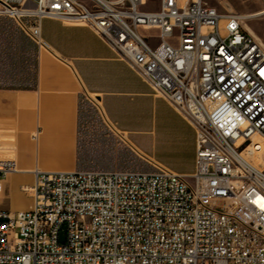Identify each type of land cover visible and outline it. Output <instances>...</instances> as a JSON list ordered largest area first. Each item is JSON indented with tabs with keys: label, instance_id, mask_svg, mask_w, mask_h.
Wrapping results in <instances>:
<instances>
[{
	"label": "built area",
	"instance_id": "built-area-1",
	"mask_svg": "<svg viewBox=\"0 0 264 264\" xmlns=\"http://www.w3.org/2000/svg\"><path fill=\"white\" fill-rule=\"evenodd\" d=\"M0 16L38 50H49L43 18L90 28L197 134L188 176L154 162L34 169L21 186L31 207L0 209V264H264V46L237 14L204 0H0ZM190 26L196 53L182 40ZM17 170L0 155V189Z\"/></svg>",
	"mask_w": 264,
	"mask_h": 264
},
{
	"label": "crops",
	"instance_id": "crops-1",
	"mask_svg": "<svg viewBox=\"0 0 264 264\" xmlns=\"http://www.w3.org/2000/svg\"><path fill=\"white\" fill-rule=\"evenodd\" d=\"M41 36L49 50L36 46V78L33 40L15 22L0 38V120L3 129L9 121L14 128L10 152L0 155L13 157L18 168L2 181L0 199L10 202H0V209L31 207L21 186L33 183L36 168L86 169L79 152L83 96L96 98L107 124L140 159L185 176L195 171L194 126L101 37L86 26L54 18L41 20Z\"/></svg>",
	"mask_w": 264,
	"mask_h": 264
},
{
	"label": "rangeland",
	"instance_id": "rangeland-1",
	"mask_svg": "<svg viewBox=\"0 0 264 264\" xmlns=\"http://www.w3.org/2000/svg\"><path fill=\"white\" fill-rule=\"evenodd\" d=\"M207 4L214 6L222 14L232 11L235 14H252L264 7L260 0H204ZM4 26H10L14 20L7 16H0ZM243 28L248 24L261 38L264 46V14L241 19ZM175 45V43H172ZM3 129L0 120V153L10 152V144L13 133L12 121H9ZM3 137L6 147L3 148ZM3 149L5 151H3ZM79 152L83 160V168L86 169H143L150 170V165L140 159L125 138L112 126L107 124L103 113L94 96L82 97L79 117ZM6 193L10 194V186ZM24 199L28 197L18 191ZM2 203H9L5 199ZM11 210L10 205L6 208ZM59 240H64V232H59Z\"/></svg>",
	"mask_w": 264,
	"mask_h": 264
},
{
	"label": "bare ground",
	"instance_id": "bare-ground-1",
	"mask_svg": "<svg viewBox=\"0 0 264 264\" xmlns=\"http://www.w3.org/2000/svg\"><path fill=\"white\" fill-rule=\"evenodd\" d=\"M263 14H264V7L252 14H245V13L237 14V17L241 21V19H247L252 16H258ZM139 18H146V11H139ZM244 29L248 31L258 43L260 44L263 43L261 41V38L255 33V31L248 24H245ZM199 39H200V30L198 26L186 27L184 32H182V40L184 41L185 48H187V52L189 53H196V48L199 45ZM166 50H175V45H173L172 43H166ZM227 122H228V115L216 114V123H227ZM256 162L264 164V156L262 155L259 156Z\"/></svg>",
	"mask_w": 264,
	"mask_h": 264
},
{
	"label": "trees",
	"instance_id": "trees-1",
	"mask_svg": "<svg viewBox=\"0 0 264 264\" xmlns=\"http://www.w3.org/2000/svg\"><path fill=\"white\" fill-rule=\"evenodd\" d=\"M5 33V26L2 22V18L0 17V38L3 36V34ZM35 44V43H34ZM36 52H37V49H36V44L34 45V55H33V60H34V77L36 78ZM3 58V57H2ZM1 56H0V60L2 59ZM5 58H8V56H5ZM21 60V57L18 58V61L20 62ZM28 63H29V59H28ZM34 78V79H35ZM1 87V86H0ZM82 161V160H81Z\"/></svg>",
	"mask_w": 264,
	"mask_h": 264
}]
</instances>
